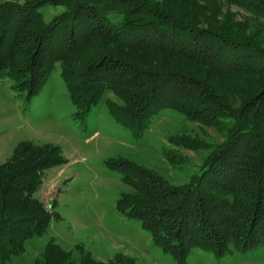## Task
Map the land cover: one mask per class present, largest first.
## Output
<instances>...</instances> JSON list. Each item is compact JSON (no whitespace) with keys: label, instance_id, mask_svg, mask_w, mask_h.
Returning a JSON list of instances; mask_svg holds the SVG:
<instances>
[{"label":"trees","instance_id":"16d2710c","mask_svg":"<svg viewBox=\"0 0 264 264\" xmlns=\"http://www.w3.org/2000/svg\"><path fill=\"white\" fill-rule=\"evenodd\" d=\"M177 1L1 0L0 77L15 80L14 88L32 97L62 61L77 118L86 117L103 93L112 91L122 103L111 102V113L135 134H143L168 108L225 129L226 138L210 146L200 170L185 184H171L134 161L122 160L119 167L111 163L136 190L121 194L118 210L139 219L155 242L182 263L194 248L222 256L264 244V89L232 107L201 78L199 68L188 67L190 73L142 68L102 42L181 56L224 72L264 75V36L250 20L217 18V0H203L207 26L199 24L196 14L180 11ZM237 1L264 17V0ZM48 3L64 7L50 21L41 11ZM115 12L121 13L117 20ZM24 142L0 165V264L23 252L26 242L50 225L51 212L36 195L42 183L37 170L66 162L55 156L36 163L35 156L25 155L36 146ZM178 142L200 145L188 136ZM39 146L44 153L50 149L49 144ZM90 256L73 260L53 242L43 252L49 264H105Z\"/></svg>","mask_w":264,"mask_h":264},{"label":"rangeland","instance_id":"374dc122","mask_svg":"<svg viewBox=\"0 0 264 264\" xmlns=\"http://www.w3.org/2000/svg\"><path fill=\"white\" fill-rule=\"evenodd\" d=\"M161 1L153 0L158 4ZM183 1H177L180 11L196 14L199 24L207 26L209 20L202 16L205 1ZM217 1V16L208 12L207 16H216L221 21L231 18L252 21L262 27L260 32L264 36V17L249 5L237 0ZM63 8V5L48 3L41 11L45 20L50 21ZM113 16L117 20L121 13L115 12ZM102 43L110 52L142 68L156 66L169 73H190L188 67L196 71L199 68L201 78L232 107H239L264 89V75L256 72H224L181 56ZM64 65L57 61L43 88L32 97L26 89L14 88L15 80L0 77V165L12 158L15 148L23 141H26L24 145L33 142L36 146L33 154H25L35 156L36 163L47 157L66 159L64 163L37 170L42 183L36 195L51 212L50 225L29 239L23 252L2 264H49L44 261L43 252L52 242L60 244L73 260L91 255L105 264L109 261L111 264H264V244L222 256L212 250L194 248L180 263L155 242L139 219L129 218L117 208L122 193L136 190L112 167V161L116 167L122 160L134 161L171 184H185L200 170L210 146L226 138L225 129L191 120L184 113L168 108L156 114L143 134H135L111 113V102L122 103L112 91L104 92L86 117L77 118L76 106L63 77ZM182 136L196 139L199 147L180 144ZM43 144L50 147L45 153L39 146ZM13 199L16 202L17 198Z\"/></svg>","mask_w":264,"mask_h":264}]
</instances>
